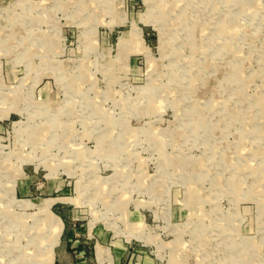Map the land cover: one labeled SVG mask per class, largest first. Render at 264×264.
Instances as JSON below:
<instances>
[{"label": "rangeland", "instance_id": "rangeland-1", "mask_svg": "<svg viewBox=\"0 0 264 264\" xmlns=\"http://www.w3.org/2000/svg\"><path fill=\"white\" fill-rule=\"evenodd\" d=\"M116 241L264 264V0H0V264Z\"/></svg>", "mask_w": 264, "mask_h": 264}, {"label": "crops", "instance_id": "crops-1", "mask_svg": "<svg viewBox=\"0 0 264 264\" xmlns=\"http://www.w3.org/2000/svg\"><path fill=\"white\" fill-rule=\"evenodd\" d=\"M123 249H124L123 244L121 242L119 243V241H116L115 246L111 251L113 264L120 263L122 253L124 252Z\"/></svg>", "mask_w": 264, "mask_h": 264}, {"label": "bare ground", "instance_id": "bare-ground-1", "mask_svg": "<svg viewBox=\"0 0 264 264\" xmlns=\"http://www.w3.org/2000/svg\"><path fill=\"white\" fill-rule=\"evenodd\" d=\"M183 21H184V20H183ZM232 29H234V28H232ZM234 32H235V31H234ZM234 68H235V67H234ZM235 75H236V74H235ZM235 75H234V76H235ZM178 242H179V241H178ZM183 261H184V260H183Z\"/></svg>", "mask_w": 264, "mask_h": 264}]
</instances>
